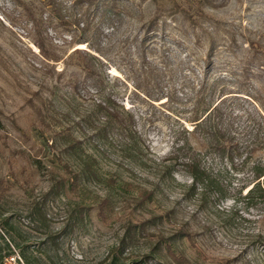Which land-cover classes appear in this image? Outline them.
Returning a JSON list of instances; mask_svg holds the SVG:
<instances>
[{
	"label": "rangeland",
	"instance_id": "obj_1",
	"mask_svg": "<svg viewBox=\"0 0 264 264\" xmlns=\"http://www.w3.org/2000/svg\"><path fill=\"white\" fill-rule=\"evenodd\" d=\"M171 8L170 0H0V261L17 252L25 264H140L163 235L171 237L163 250L141 264H173L166 243L186 264H264V199H246L251 163L264 164V0H211L195 28ZM38 31L48 55L35 44ZM78 48L95 57L98 91L83 82ZM218 77L212 104L226 97L237 141L231 158L205 155L219 197L189 190L174 163L166 171L175 142L186 137L199 148L192 119ZM108 97L133 116L140 154L101 130L97 105ZM70 136L97 159L96 177L76 190L55 158L78 167L84 154L65 151ZM143 189L154 196L140 204ZM104 197L105 221L96 206ZM144 220L154 236L136 229L129 237ZM180 227L189 236L173 237Z\"/></svg>",
	"mask_w": 264,
	"mask_h": 264
},
{
	"label": "trees",
	"instance_id": "obj_2",
	"mask_svg": "<svg viewBox=\"0 0 264 264\" xmlns=\"http://www.w3.org/2000/svg\"><path fill=\"white\" fill-rule=\"evenodd\" d=\"M87 5H92L96 3L97 0H83ZM157 3L159 0H153ZM172 4V11L177 12L181 17L188 22V24L195 28L198 26L199 18H207V14L203 10V6L210 4L211 0H188L189 7L182 8L176 0H170ZM193 6L196 7L195 10ZM33 18V17H31ZM157 17L150 19L149 24L155 22ZM35 19H33L34 21ZM87 42V41H83ZM35 44L39 48L40 52L44 55H48V49L46 47L45 38L38 31V35L35 40ZM215 51V44L212 38L208 41V47L205 51V61L206 67H210L213 64V55ZM74 54L76 57V65L84 72L83 82L88 83L90 87L94 88L96 91L100 89V84L102 83L100 79V72L96 66L95 57L88 51L83 49H75ZM208 75L205 76L204 81L206 83ZM221 80L219 77L210 82V86L207 89V100L206 106L203 109V115L200 116L195 114L192 119L194 122V127L190 131L191 135H194L195 139L199 143V148L193 146V144L185 137L183 141L175 142V147L173 154L166 165V171L171 172L170 166L176 164L190 177V184L188 186L189 190L200 189L202 193L209 190H213L216 196H220V187L218 180L215 175H213L210 166L207 165L205 161V155L207 153H215L219 158H231L229 149L233 145H237L236 137L232 133L231 124L229 120V114L226 113L223 107L225 98L223 97L227 94V89L224 87L218 91V96L223 97L216 104H212L215 93L217 92V85ZM206 85V84H205ZM77 88V86L75 85ZM204 88V84L202 86ZM98 111L102 114V119L104 120V127L101 128L103 132H106L107 128L111 129L113 133H116L121 138H127L131 140L132 149L135 154L138 155L142 152V139L139 133L135 129V122L133 116L128 114L123 110H119L113 103V101L108 97L104 101L98 103ZM184 132L187 133L186 130ZM81 140L69 137L65 143V151L71 152L76 149L81 150L84 157L79 156V163L76 169H71L69 163L64 161L61 157H55L58 164L70 175V185L72 190H76L79 183L87 180L90 177H96L95 165H97V159L89 153H86L81 147ZM264 145V141L262 143ZM55 146V145H54ZM229 150V151H228ZM228 152V153H227ZM251 171V182L250 188L246 193V199L250 204L253 201L264 199V164L260 161L252 162L250 165ZM2 181H0V196L6 188L1 186ZM154 196L151 190H141L138 193V202L140 204L145 201H151ZM111 201L107 198H101L96 203L98 208L97 216L105 221L107 219V210L110 208ZM147 220L138 221L132 224V229L127 231L129 237L135 235V230H138L139 234H146L148 236H154L145 231V224ZM189 236L187 231L180 227L176 229L173 237ZM154 245L150 248L148 253L142 255L141 263H146L152 258V254L155 252H161L163 250L162 241L166 239H171V237H165L163 235H157ZM166 256L173 262V264H186L187 259L181 252L176 253L173 245L171 243H166L164 245Z\"/></svg>",
	"mask_w": 264,
	"mask_h": 264
},
{
	"label": "built area",
	"instance_id": "obj_3",
	"mask_svg": "<svg viewBox=\"0 0 264 264\" xmlns=\"http://www.w3.org/2000/svg\"><path fill=\"white\" fill-rule=\"evenodd\" d=\"M0 264H25L21 256L17 252H13L11 255L4 257Z\"/></svg>",
	"mask_w": 264,
	"mask_h": 264
}]
</instances>
